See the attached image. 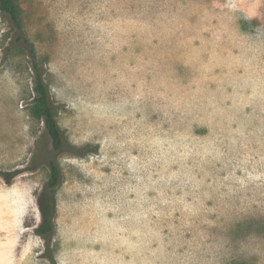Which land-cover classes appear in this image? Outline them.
<instances>
[{
	"label": "rangeland",
	"instance_id": "rangeland-1",
	"mask_svg": "<svg viewBox=\"0 0 264 264\" xmlns=\"http://www.w3.org/2000/svg\"><path fill=\"white\" fill-rule=\"evenodd\" d=\"M17 3L58 125L96 148L52 151L0 12V179L38 197L57 162V264H264V0Z\"/></svg>",
	"mask_w": 264,
	"mask_h": 264
},
{
	"label": "trees",
	"instance_id": "trees-1",
	"mask_svg": "<svg viewBox=\"0 0 264 264\" xmlns=\"http://www.w3.org/2000/svg\"><path fill=\"white\" fill-rule=\"evenodd\" d=\"M0 12L7 16L10 27L14 30V36L5 46L7 53L16 46H23L31 61L33 71V95L29 104L30 115L43 123L44 130L51 141L52 151L55 153L67 152L77 156H83L88 152H94L96 148H89L88 145L74 146L69 142L63 130L58 125L56 119L57 108L50 96L49 87L44 80V69L37 62L33 43L23 31V22L21 17V8L17 0H0ZM49 173L45 188L37 197V204L41 212L39 226H35L34 233L44 240L42 256L49 264H57L54 256L52 239L55 228L56 198L55 191L61 182L60 167L55 160H49ZM6 182H9L7 172L0 170Z\"/></svg>",
	"mask_w": 264,
	"mask_h": 264
},
{
	"label": "clouds",
	"instance_id": "clouds-1",
	"mask_svg": "<svg viewBox=\"0 0 264 264\" xmlns=\"http://www.w3.org/2000/svg\"><path fill=\"white\" fill-rule=\"evenodd\" d=\"M229 10H242L237 0H227ZM40 184L25 177H17L11 184L0 179V232L6 235L0 238V264H30L29 257L39 255L37 249H42L44 240L34 234V229L25 226L29 214L36 219L39 226V209L37 206ZM63 264V261H61Z\"/></svg>",
	"mask_w": 264,
	"mask_h": 264
}]
</instances>
